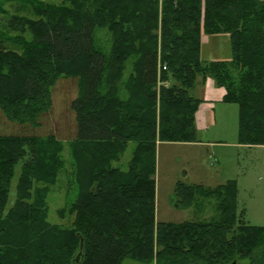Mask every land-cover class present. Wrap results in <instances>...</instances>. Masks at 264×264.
Segmentation results:
<instances>
[{"label": "trees", "instance_id": "16d2710c", "mask_svg": "<svg viewBox=\"0 0 264 264\" xmlns=\"http://www.w3.org/2000/svg\"><path fill=\"white\" fill-rule=\"evenodd\" d=\"M28 2L34 18L9 15L5 31L0 25V113L36 126L57 78H78L71 104L77 196L70 225L51 223L46 196L62 144L53 136L0 134V264H75L81 240L78 264H264V227L244 222L234 180L177 182V209L207 198L218 215L176 224L156 222L153 178L158 143L196 142L200 100L189 91L198 76L212 78L225 90L223 101L237 106L238 144L264 146V0ZM97 29L111 38L106 53L96 46ZM220 34L229 36L230 60L202 63L201 36ZM128 143L135 149L123 169L114 162Z\"/></svg>", "mask_w": 264, "mask_h": 264}, {"label": "rangeland", "instance_id": "374dc122", "mask_svg": "<svg viewBox=\"0 0 264 264\" xmlns=\"http://www.w3.org/2000/svg\"><path fill=\"white\" fill-rule=\"evenodd\" d=\"M37 1L56 6L62 2V0ZM0 5L7 11L4 15L0 14L2 31H5L2 24L9 15L18 14L34 18L32 5L28 0H0ZM95 36L96 46L106 53L110 46V36L101 29L96 30ZM127 70H129L128 65ZM127 73L128 71L125 74ZM122 83L120 99H124L126 94ZM79 94L80 85L77 77H59L50 88V106L38 116V125H19L9 122L0 113L1 135H33L42 139L53 136L62 144L61 168L55 184L47 192L46 204L51 223L64 227L70 225L67 212L69 205L77 196V187L73 178L75 162L71 154V145L77 138V123L71 104ZM231 107L233 108L230 109H234L233 115L229 114L218 119L210 131L199 136L204 142H214L213 145L199 146L175 142H161L157 145L156 171L153 176L156 222L177 224L184 221H209L218 215L216 202L213 199L197 198V203L184 209H177L172 204L177 182L200 183L198 182L200 177L209 187L222 184L226 180H234L237 186L238 211H243L244 222L264 227V146L232 147L237 140L238 116L237 106L231 105ZM134 149L135 144L128 143L125 154L119 156L114 164L126 169ZM19 174L20 167H17L12 187L16 185ZM14 200L15 194L10 192L9 207L13 205ZM60 209H65L64 218L61 220L57 216ZM122 264L140 263L126 259ZM236 264H249V261L237 260Z\"/></svg>", "mask_w": 264, "mask_h": 264}, {"label": "crops", "instance_id": "0c3cea01", "mask_svg": "<svg viewBox=\"0 0 264 264\" xmlns=\"http://www.w3.org/2000/svg\"><path fill=\"white\" fill-rule=\"evenodd\" d=\"M206 46V47H205ZM205 48V52H204ZM231 58L230 51V42L229 36L220 34V35H202L200 38V61L204 64L217 61H229ZM190 96L195 99L200 100L198 108L194 114V124L196 128V142L184 143V144H196L199 146L203 145H213L214 142L206 141L204 142L199 138V136L205 132H208L215 126L218 119H222L227 115H233L234 109L231 105L223 101L225 90L222 87L216 85L215 81L210 77H201L196 78L194 86L189 91ZM238 116V115H237ZM181 144L179 142H175ZM159 144V143H158ZM157 144V145H158ZM232 147L235 148H244V147H258V146H242L236 143L232 144ZM232 180V179H231ZM198 181V180H197ZM229 180H226L227 182ZM200 183H193L196 185H206V182L200 179ZM224 182V183H225ZM223 184V183H222ZM220 184H217L218 186ZM215 187V186H214Z\"/></svg>", "mask_w": 264, "mask_h": 264}, {"label": "water", "instance_id": "95a60500", "mask_svg": "<svg viewBox=\"0 0 264 264\" xmlns=\"http://www.w3.org/2000/svg\"><path fill=\"white\" fill-rule=\"evenodd\" d=\"M81 254H82V240H81V244H80V249L76 253V255H75L74 259H73V261H74L75 264H78L79 263ZM232 264H235V262H232Z\"/></svg>", "mask_w": 264, "mask_h": 264}, {"label": "built area", "instance_id": "2783aa9c", "mask_svg": "<svg viewBox=\"0 0 264 264\" xmlns=\"http://www.w3.org/2000/svg\"><path fill=\"white\" fill-rule=\"evenodd\" d=\"M162 70H165V67H164V66L162 67ZM158 85H159V84H158Z\"/></svg>", "mask_w": 264, "mask_h": 264}]
</instances>
